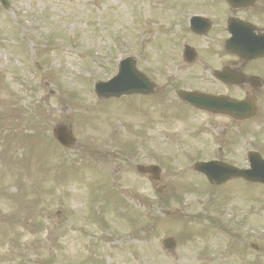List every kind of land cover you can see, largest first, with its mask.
I'll return each instance as SVG.
<instances>
[{"label": "rangeland", "instance_id": "obj_1", "mask_svg": "<svg viewBox=\"0 0 264 264\" xmlns=\"http://www.w3.org/2000/svg\"><path fill=\"white\" fill-rule=\"evenodd\" d=\"M8 1L9 9L0 5V264H264V187L232 181L211 189L192 170L215 153L245 166L247 148L200 146L198 116L180 108L184 120L174 119L170 94L155 96L151 112L147 99L100 101L93 93L94 80L115 74L117 57L136 53L149 75L163 70L164 55L141 42L149 27L163 36L170 1ZM66 120L79 143L68 149L52 135ZM89 152L96 157L84 177ZM152 162L163 168L160 194L134 168ZM99 175L119 192L118 204L92 186ZM192 184L161 214L157 201L169 186ZM105 198L106 209L123 212L106 216ZM136 206L144 215L134 219ZM167 236L178 242L174 254L163 248Z\"/></svg>", "mask_w": 264, "mask_h": 264}, {"label": "flooded vegetation", "instance_id": "obj_2", "mask_svg": "<svg viewBox=\"0 0 264 264\" xmlns=\"http://www.w3.org/2000/svg\"><path fill=\"white\" fill-rule=\"evenodd\" d=\"M202 7L216 15L218 19L213 21V26L206 35L192 34L184 40L193 41L194 39L199 47L213 52L216 60L203 62L206 72L211 74L215 69H227L232 78L243 77L245 81L241 84L229 85L215 78L209 79L202 71L196 73L200 76L198 79L209 83L211 90L228 93L235 98H254L257 106L262 103L264 107V57L246 62L234 55L224 53L223 49L229 35L227 27L228 19L231 16L241 17L253 23L256 32L264 30V0H256L253 5L245 9L233 8L227 0H204ZM257 76L259 81H257ZM251 77H256V80H252ZM262 113H260V106H258V114L261 115Z\"/></svg>", "mask_w": 264, "mask_h": 264}, {"label": "water", "instance_id": "obj_3", "mask_svg": "<svg viewBox=\"0 0 264 264\" xmlns=\"http://www.w3.org/2000/svg\"><path fill=\"white\" fill-rule=\"evenodd\" d=\"M55 136L57 139L64 145L69 146L74 142V137L72 135L71 130L63 124L57 125L56 128L54 129ZM257 168V162H253V170H256ZM253 171V176H257V174ZM260 175H264V172H259ZM245 178L252 179L253 181H264V177H253V176H248L247 174L243 175Z\"/></svg>", "mask_w": 264, "mask_h": 264}]
</instances>
